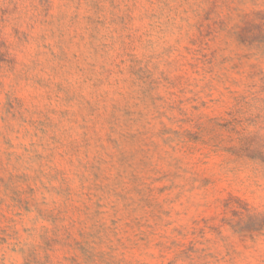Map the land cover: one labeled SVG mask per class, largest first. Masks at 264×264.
Masks as SVG:
<instances>
[{
  "label": "rangeland",
  "instance_id": "374dc122",
  "mask_svg": "<svg viewBox=\"0 0 264 264\" xmlns=\"http://www.w3.org/2000/svg\"><path fill=\"white\" fill-rule=\"evenodd\" d=\"M0 264H264V0H0Z\"/></svg>",
  "mask_w": 264,
  "mask_h": 264
}]
</instances>
